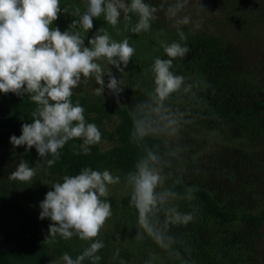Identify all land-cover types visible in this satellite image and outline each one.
<instances>
[{
  "label": "clouds",
  "instance_id": "1",
  "mask_svg": "<svg viewBox=\"0 0 264 264\" xmlns=\"http://www.w3.org/2000/svg\"><path fill=\"white\" fill-rule=\"evenodd\" d=\"M186 3L187 0H176L168 7L167 16L176 18ZM62 11L66 9H61L60 0H0V93L27 94L36 105L31 113V122L23 123L21 135H12L10 143L14 148L26 146V151L34 147L40 158L51 155L52 159H46L49 167L60 158L59 150L69 140L82 138L84 145H93L101 140L98 127L86 123L84 108L79 102L73 104L72 90L80 84L82 77L94 78L98 85L95 89L97 95L107 89L119 102L124 90L121 80L109 72L105 83L104 71L97 61L106 59L115 69L123 71L135 52L128 38L118 42L103 27L90 37L74 29L79 27L88 33L94 27L93 19L101 15L105 23L114 27L122 11L128 23L132 19L129 14L137 16L130 31L138 34L148 31L151 21L157 19L154 15L157 9L144 0H130V3H125V0H85V11L77 8L72 15L78 19H73L62 32L58 26L52 27ZM189 23L188 16L176 19L177 26ZM125 27H128L127 23ZM178 35L181 41L187 39L183 31L178 30ZM161 47L169 59L157 57L150 68L154 88L149 96L156 112L173 93L187 92L191 87L184 86V77L170 71L173 60L184 57L189 49L178 42H161ZM168 123L174 126L178 121L171 119ZM185 123H191V120H185ZM148 132L146 121L133 120L132 138H143ZM165 167H172L170 161H163L156 153L147 150L135 163L134 170L125 177L131 190L130 205L138 212L139 227L158 241H162L164 236L157 227L159 221L154 223L152 218L159 213L165 216V227L168 224L186 225L194 219L192 213H181L171 204V201L184 197L170 188H162L168 179L164 174ZM35 174L36 168L20 159L9 179L29 182ZM119 182L120 177L113 176L108 170L101 172L84 168L78 175H65L62 182L54 183L39 203V219L47 218L52 222L46 239L58 234L64 239L76 235L84 241L94 240L112 215L110 203L101 198L108 197L109 186ZM103 247L101 241L95 240L75 259L67 253L61 259L64 264H82L85 259L96 264L100 260L96 253Z\"/></svg>",
  "mask_w": 264,
  "mask_h": 264
},
{
  "label": "trees",
  "instance_id": "2",
  "mask_svg": "<svg viewBox=\"0 0 264 264\" xmlns=\"http://www.w3.org/2000/svg\"><path fill=\"white\" fill-rule=\"evenodd\" d=\"M196 1L197 8L192 5H195L194 0H187L178 16L170 19L166 14L167 9L175 4L176 0H144L145 3L157 9L154 14L157 19L151 21L148 31L138 34L130 31L137 21V16L129 14L132 19L128 23L122 11L119 22L114 27L105 23L101 15L98 19H93L94 27L88 33H84L79 27L74 31H80L83 35L90 37L98 28L103 27L111 38L118 42L128 38L129 45L135 49V52L128 65L122 66L123 71L115 69L106 59L97 62L101 67L106 65L112 67L113 72L121 80V87L124 89L119 96L121 99L131 94L134 98L139 97L140 101H146L149 106L154 105L149 96V92L154 88L151 65L157 57L169 59L161 47V42L168 44L178 42L186 46L189 51L184 57L173 60L170 71L184 77V86L191 87L187 92L181 90V92L173 93L168 100L164 101L159 114L171 109L177 110L179 114L183 113L180 124H183L185 120H191L196 125H202L205 129L204 134H212L217 141L213 143L238 142L247 152L255 150L262 152L264 150V95L259 91L253 92L255 79L251 75H245L246 60L242 45L264 27V0ZM125 3H130V0H125ZM60 7L66 11L61 12L52 27L58 26L63 32L73 19H78L72 15L77 8L81 12L85 11V0H60ZM184 16L189 17L190 23L177 26L176 19ZM178 30L185 33L186 40H180ZM85 43L87 44V41ZM73 99L76 100L74 97ZM146 110L141 104L132 106L131 111L126 109L125 122L130 123L133 129V120H143L146 117ZM233 129H237L238 132L232 133ZM136 139V144L145 148V152L151 150L163 161H170L172 167H165L164 174L168 176L171 189L175 190L178 196L184 197L178 198V210L181 213H192L194 216V219L186 225L168 224L166 227L162 212L157 217H153L154 223L159 221L157 227L164 236L162 241H158L139 227L138 212L130 205L129 186L119 199L114 198L112 194L101 198L114 205L122 226L136 234L139 233L152 251L164 243V251L172 254L176 260L187 257L189 264H193L200 241L207 242L203 233L207 231L205 224L208 221L234 224L240 219L248 222L255 229H262L264 210L254 213L249 210L240 211L238 208L226 207L210 190L200 186L188 188L176 181L174 169L179 164V157L162 135L160 128L149 129L147 135L143 138L136 137ZM15 148L29 163L39 164L44 169L58 174L62 179L65 175H78L84 168L92 170L94 168L89 160H86L87 164H84L71 156L58 159L49 167L46 158L38 156L34 158L33 152L26 151V148L21 146ZM120 160L115 159L101 164L99 171L102 172L103 169L110 172L120 171L123 173L121 177L126 184L127 173L134 170L135 163L139 159L132 162L123 159L125 163ZM189 189L192 191L190 192ZM4 201L11 205L9 209L18 211L22 218L21 226L6 235L11 238L18 237L21 244L34 253L35 258L31 256L33 260L29 263L25 261V264H64L61 258L65 253L75 259L89 247L76 235L70 239H64L57 234L46 239L49 234V225L52 223L49 219L41 220L39 213L34 215V212L28 208L23 209L22 207L25 206L19 200L7 198ZM19 210L25 212L22 213ZM98 256L100 260L96 264H111L107 259L102 258L101 252ZM0 264H20V262L5 263L0 258ZM82 264H91V261L85 259Z\"/></svg>",
  "mask_w": 264,
  "mask_h": 264
},
{
  "label": "rangeland",
  "instance_id": "3",
  "mask_svg": "<svg viewBox=\"0 0 264 264\" xmlns=\"http://www.w3.org/2000/svg\"><path fill=\"white\" fill-rule=\"evenodd\" d=\"M194 2L195 5H192L197 8V1ZM242 46L246 60L245 75H251L255 79L252 80L253 92L259 91L264 95V27L255 32L251 40L244 42ZM102 69L105 83L109 72L117 76L110 66H103ZM96 87L98 85L94 78L82 77L80 84L72 90L71 100L74 105L79 102L84 108L86 123H93L98 127L101 132L100 142L84 145L82 138L71 139L59 150V159L71 156L84 164L89 160L94 165L93 170L99 171L100 165L105 162L115 159L132 162L144 156L145 148L136 144V137L132 138V125L125 122L124 116L126 109L131 111L132 106L141 104L148 110L143 119L148 128H160L162 135L177 152L179 164L174 169L176 181L188 188L200 186L210 190L226 207L254 213L263 212L264 150L247 152L238 142L213 143L217 141L212 134H204L202 125L185 121L180 124L182 115L177 110L171 109L159 114L154 110L155 104L149 106L146 101H140L139 97L134 98L128 94L123 99L119 97L117 102V98L107 89L97 95ZM35 107L27 94L18 96L11 92L0 93V258L5 263L25 264V261L29 263L33 260L31 256H35L21 244L18 237L11 238L6 235L21 226L22 218L18 211L9 209L11 205L4 200H19L25 206L23 209L28 208L36 215L40 213L39 203L51 190L52 185L63 180L58 174L29 163L10 143L12 135H21V125L31 122V113ZM171 119H176L178 124L169 125L168 121ZM236 132L237 129L232 130V133ZM181 148L184 149L183 152L180 151ZM29 151L33 152L34 158L38 156L34 147ZM52 158L49 155L46 159ZM20 159L27 161L30 167L36 168V174L29 182L9 179V174L16 169ZM122 160L120 161L125 163ZM110 173L120 177L119 183L109 186V195L119 199L127 190V185L121 177L123 173ZM162 188L171 189L168 179ZM171 204L178 208V199L171 201ZM110 205L112 215L100 229L99 235L94 240H82L89 246L95 240L101 241L104 247L98 250L97 255L101 252L104 256L102 258L111 264H189L187 257L176 260L172 254L165 252L164 243L152 251L140 235L122 226L114 205ZM205 227L207 231L203 234L207 242L200 241L193 264H264V224L262 229L258 230L240 219L234 224L211 220Z\"/></svg>",
  "mask_w": 264,
  "mask_h": 264
}]
</instances>
